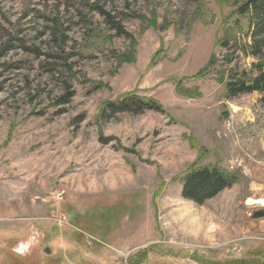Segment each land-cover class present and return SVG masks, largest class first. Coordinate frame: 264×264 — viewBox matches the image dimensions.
Returning <instances> with one entry per match:
<instances>
[{
  "label": "rangeland",
  "instance_id": "rangeland-1",
  "mask_svg": "<svg viewBox=\"0 0 264 264\" xmlns=\"http://www.w3.org/2000/svg\"><path fill=\"white\" fill-rule=\"evenodd\" d=\"M235 1L0 0V264H264V90L227 86L264 75L263 2ZM209 164L238 183L186 199Z\"/></svg>",
  "mask_w": 264,
  "mask_h": 264
},
{
  "label": "trees",
  "instance_id": "trees-1",
  "mask_svg": "<svg viewBox=\"0 0 264 264\" xmlns=\"http://www.w3.org/2000/svg\"><path fill=\"white\" fill-rule=\"evenodd\" d=\"M256 2H263V9L261 11V25L256 26V32L254 31V47L258 48L260 50L261 46L259 44V41L257 40L258 32L261 30H264V0H253ZM242 0H236L234 3V9L236 11L242 13L245 11V5L242 6ZM255 2V3H256ZM237 7V8H236ZM99 13L102 16H105L106 21L110 25H114V27L118 30V32L125 37H129L131 39V46L132 49L129 52H125V54H122L121 58L124 62L128 61L131 62L135 57V47H136V40L133 38L132 34H129L120 23H117L115 20H113V17L110 15L109 12L104 10L103 8H100ZM153 21H155V18H153ZM155 24V22H154ZM227 36H225L223 39H218V44L221 47H228V43L230 40V34L229 32H226ZM233 40L232 49L234 52L238 51L239 49V42L236 40V38L232 37ZM214 57V55H213ZM228 62H232L230 58L228 57ZM212 60V58H211ZM211 60L208 62L207 66L198 72L194 78H197L198 76L202 75L203 71L208 69L211 65ZM261 66H264V64H261ZM223 78L227 76V73L225 71L222 72ZM186 80V78H183V81ZM227 86L229 87L230 94L235 92H252L257 90H264V75L261 74L260 76L253 79V81L248 83H234L231 80L227 83ZM123 101L124 104H130L135 108H138L139 111H143L145 109H155L157 111H164V109L155 101L152 97H146V96H138L134 93H129L125 96H120L119 100ZM130 101V102H129ZM110 103V102H109ZM107 103V104H109ZM111 105V104H110ZM113 105V103H112ZM137 110V111H138ZM193 144H195L194 139H190ZM117 145L120 147H123L119 141H117ZM124 148V147H123ZM126 151H130L128 148H124ZM183 188H182V194L186 199L194 200L199 203L204 202L207 198H211L224 189L231 188L235 183H238L239 178L234 172H230L226 169H224L221 166L209 164V165H201L196 166L195 168L191 169L185 176L183 180Z\"/></svg>",
  "mask_w": 264,
  "mask_h": 264
},
{
  "label": "bare ground",
  "instance_id": "bare-ground-1",
  "mask_svg": "<svg viewBox=\"0 0 264 264\" xmlns=\"http://www.w3.org/2000/svg\"><path fill=\"white\" fill-rule=\"evenodd\" d=\"M250 204H255V203H261L264 204V199H257V200H252L251 202H249Z\"/></svg>",
  "mask_w": 264,
  "mask_h": 264
}]
</instances>
